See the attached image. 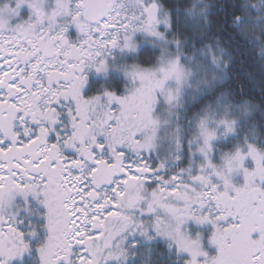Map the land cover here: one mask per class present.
Segmentation results:
<instances>
[{
    "label": "snow or ice",
    "instance_id": "6c2138e0",
    "mask_svg": "<svg viewBox=\"0 0 264 264\" xmlns=\"http://www.w3.org/2000/svg\"><path fill=\"white\" fill-rule=\"evenodd\" d=\"M45 2L0 8V264H128L145 241L161 238L188 254L185 264H264V151L246 140L220 164L211 159L217 128L232 133L235 119L205 115L192 140L171 136V167L148 163L164 126L157 106L177 107L194 74L181 62L179 31L189 22L211 29L207 4L193 0L181 12L164 0H51L49 10ZM21 5L31 14L10 27L5 13L15 16ZM256 11L245 3L230 16L227 43L234 47L212 33L193 57L202 83L221 87L222 97L234 53L264 54V23L252 22L264 14L253 19ZM69 25L76 42L65 37ZM137 32L175 44L176 55L162 49L154 67H125L133 85L126 94L85 98V70L105 72L112 50H135ZM236 174L242 183L233 182ZM17 197L46 210L35 261L24 257L37 230H17ZM189 219L212 225L214 256L181 231Z\"/></svg>",
    "mask_w": 264,
    "mask_h": 264
},
{
    "label": "trees",
    "instance_id": "16d2710c",
    "mask_svg": "<svg viewBox=\"0 0 264 264\" xmlns=\"http://www.w3.org/2000/svg\"><path fill=\"white\" fill-rule=\"evenodd\" d=\"M256 1L198 0L199 4H207L210 19L214 20V24L211 29L196 22H189L187 26H182L179 35L182 40L184 53L190 56L195 54L201 45L207 42L212 33L218 34L227 46L234 47L235 42L231 44L227 43L230 31L227 27L229 18L234 12L239 11L242 4L255 5ZM164 3L170 8L179 9L183 12L192 6L193 0H164ZM258 15L257 11L253 13V19ZM263 20H253L252 22L261 23ZM158 55L157 50H153L150 47H143L140 50L139 62H144L145 65H153L156 63ZM234 55L236 59L230 70L228 94L225 100L227 103L236 106L247 104L251 107V113L246 117L235 119L236 124L232 136L227 141L216 144V154H219V152L221 154L226 151L231 152L239 148V145L245 146L246 140L248 143L253 144L258 151H264V63H262L264 61V54H261L256 48H252L247 52H245L244 48H241ZM214 90L215 93L220 95L223 92L221 87H216ZM100 94L102 93L96 92L90 96ZM205 98L196 101L190 106H184V122L187 120L188 123H181L182 127L188 128L187 125L191 120L189 119L190 116L198 115L201 108L205 105L203 102L206 103ZM188 140L189 134L186 138V141Z\"/></svg>",
    "mask_w": 264,
    "mask_h": 264
},
{
    "label": "rangeland",
    "instance_id": "374dc122",
    "mask_svg": "<svg viewBox=\"0 0 264 264\" xmlns=\"http://www.w3.org/2000/svg\"><path fill=\"white\" fill-rule=\"evenodd\" d=\"M5 3L8 4L10 8H15L16 6V0H0V6L4 5ZM264 2H260V0H257L255 5H257V12L258 14H264V7H263ZM25 12V14H23ZM23 15H21V14ZM31 14V10L27 7V5H21L20 8L18 9V12L15 16H9V26L14 27V25L17 23H21L25 20H28L29 16ZM256 19V18H255ZM263 20L259 19L258 21ZM16 21V22H14ZM257 21V20H256ZM264 23V20L261 22ZM132 41L135 44V50H124L120 51L122 53L123 59H125L128 55H131L132 53L136 52L137 50L143 48V47H150L153 50L158 51V58L156 60V63L154 66L158 64V60L161 56L162 49H167L168 53H171L172 55H176L177 53V46L175 44H164L161 41H157L154 37L149 36L143 32H137L133 35ZM179 54H180V59L182 64L188 68L190 71H193L194 74L190 76L188 82L181 87L180 90V98H179V104L175 108H169L166 104H161L160 107V119L164 121V126L161 129L160 132V142L157 146V148L153 152H158L159 154L162 155L163 152V147L166 148V152L169 155V161L171 167L172 164V148H171V142L170 138L173 134H179V130H181V137L186 141V138L188 137L189 134V140H192L198 133V124L199 121L205 116L208 115L210 117L211 121H216L221 118H232V119H239L246 117L251 113V107L247 104H243L240 106L236 105H231L229 103H224L223 101L225 100V97H222V95L215 93L213 88H208L202 83V75L198 71H195L194 67V60L193 57L195 54L192 56L186 55L183 51V45L179 49ZM172 86L175 87V83L171 82ZM206 97V103L202 108L201 111L198 113V115H191L189 119L190 122L187 125L188 130L185 127H182L181 123H186L185 121V116L183 115V106L184 105H191L195 103L198 100L203 99ZM180 119V122L177 126L176 122ZM188 123V122H187ZM186 126V127H187ZM182 127V129H181ZM209 127L213 128L216 127V125L212 122L209 123ZM233 133V132H232ZM232 133H229L227 135L223 134V128L219 127L217 128V135L216 138L212 141V146H213V152L211 154V159L213 163L220 164L221 163V157L225 153H232L237 150V148L231 152L226 151L220 154H216V144L218 142H225L228 140L229 137L232 136ZM219 143V144H220ZM245 146L239 145V148L241 150L244 149ZM200 157L197 155L196 157L193 158V162L195 164L200 163ZM189 161H185V167H189ZM244 167L251 169L254 167L253 162L251 161L250 158H246L244 161ZM233 182L236 184L242 183V176L239 174H236L233 176ZM191 220V219H190ZM188 222V220H187ZM192 224L187 223L185 227H183V232L189 236L191 239H196L199 237L200 243H201V248L202 250L209 256H214L216 254V249L215 246L210 243V236L212 231L214 230L211 224L204 223V224H198L194 220H191ZM197 229H195V227ZM188 256V254L186 253ZM202 259V258H198Z\"/></svg>",
    "mask_w": 264,
    "mask_h": 264
},
{
    "label": "flooded vegetation",
    "instance_id": "af4514ba",
    "mask_svg": "<svg viewBox=\"0 0 264 264\" xmlns=\"http://www.w3.org/2000/svg\"><path fill=\"white\" fill-rule=\"evenodd\" d=\"M44 6L45 10H49L51 7V0H46ZM23 14H25V12ZM58 22H62L60 18H58ZM65 37L70 42H76L79 39L74 26H68ZM140 50L141 49L123 59L120 50L114 49L112 50L109 59L106 61L107 70L105 72L97 73L94 69H86L84 72V75L86 76V82L84 88L82 89V95L87 98L96 92H111L116 95L126 94L133 85L130 78L125 75L123 70L125 67L132 65L141 68L154 67V64L145 65L144 62H139ZM184 106L183 111H185ZM160 107L161 104L157 106V114L159 117ZM180 119L181 116L176 122L178 127H180V125H178ZM179 134L181 137V130H179ZM148 163L150 165H166L169 167L170 161L169 155L166 152V148L163 147L162 155L159 154V151L153 152L151 158L148 160ZM16 205V211L18 212L17 230L27 232L29 230V226H31L32 229L37 230V237L26 239V242L29 243L30 250L25 254L24 257V259L35 261L38 259L37 248L39 247V241H42L46 238V231L43 228L46 210L37 199L32 197H28L26 200L23 197H17ZM20 221H22V223ZM187 223L193 225L190 219L188 222L185 221V223L181 225L182 232L183 227H185ZM194 227L197 229L196 226ZM133 256L134 260L132 257H129L128 264H185V261L190 259L186 253L178 252L174 248H170L168 244L165 243L163 238L160 239L159 243H157L155 240L151 242L145 241L142 246L133 253ZM10 264H23V261L22 259H13L10 261Z\"/></svg>",
    "mask_w": 264,
    "mask_h": 264
},
{
    "label": "clouds",
    "instance_id": "9594fccd",
    "mask_svg": "<svg viewBox=\"0 0 264 264\" xmlns=\"http://www.w3.org/2000/svg\"><path fill=\"white\" fill-rule=\"evenodd\" d=\"M3 7H4V5L0 6V8H3ZM8 17H9L8 14L5 13V18L8 19ZM8 23H9V20H8Z\"/></svg>",
    "mask_w": 264,
    "mask_h": 264
}]
</instances>
